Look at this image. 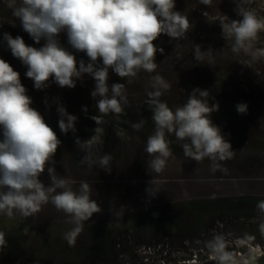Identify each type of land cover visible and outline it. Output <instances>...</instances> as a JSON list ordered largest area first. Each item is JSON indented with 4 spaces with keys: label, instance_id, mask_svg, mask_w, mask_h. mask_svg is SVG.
Masks as SVG:
<instances>
[{
    "label": "clouds",
    "instance_id": "9594fccd",
    "mask_svg": "<svg viewBox=\"0 0 264 264\" xmlns=\"http://www.w3.org/2000/svg\"><path fill=\"white\" fill-rule=\"evenodd\" d=\"M236 11L242 19L230 20L226 15L217 17L222 27V36L231 41V50L250 57L245 65L264 59V47L254 48L259 34L264 32V16H260L250 5L253 0H235ZM12 15L19 19L24 31L39 43L40 47L29 46L22 36L13 37L4 33V40L12 55L27 66L26 76L31 78L36 89L48 87L50 78L60 87L74 88L76 79L85 73L95 80L91 92L99 98L96 107L99 114L120 115L128 105L124 83L108 84L109 69L131 83L140 71L154 73L157 68V48L154 41L167 34L172 39L186 36L190 21L182 12L175 10L176 0H5ZM211 7L213 0H199ZM208 17V12L203 13ZM66 32L68 43L77 51L89 57L86 64L78 62L76 56L61 46L58 39ZM194 59L198 63L214 66L212 49L202 51L201 45H194ZM102 60V65L97 66ZM151 91L147 92L145 103L152 111L154 131L148 136L144 151L149 155L148 170L161 174L172 157L169 136L182 141L185 157L202 162L205 158L216 171L220 161L232 159L235 151L231 143L222 135L221 129L211 119V114L219 110V103L209 104L208 90L195 88L186 103L175 109L169 107L161 96L169 90V83L160 74L150 77ZM32 98L27 95L21 83L20 73L0 58V126L3 139L0 140V216L12 219L15 215L32 217L44 205L51 203L57 211L69 217L72 227L64 232L63 239L70 247L75 246L77 237L94 213L102 209L92 198V189L87 181H76L60 176L54 167L58 146L61 144L57 133L50 127L43 115L31 107ZM237 111L245 114L247 103H238ZM59 128L65 134L76 131L77 117L68 113L61 104L57 109ZM84 111L87 112V106ZM99 125L97 116L92 117ZM144 120L133 123L134 130H141ZM99 128H96V133ZM119 135V133H117ZM79 148L86 152L81 164L88 167L99 166L111 171V154L93 151L99 141L94 135L88 140H76ZM53 166L49 167V164ZM50 176L48 186L39 179L45 169ZM59 190V191H58ZM151 195L158 190L154 179L146 189ZM259 213L258 231L264 235V200L256 205ZM27 232V229H25ZM7 245L6 234L0 231V250ZM209 259L215 264H256V257L238 258L227 250L220 235L206 241Z\"/></svg>",
    "mask_w": 264,
    "mask_h": 264
},
{
    "label": "rangeland",
    "instance_id": "374dc122",
    "mask_svg": "<svg viewBox=\"0 0 264 264\" xmlns=\"http://www.w3.org/2000/svg\"><path fill=\"white\" fill-rule=\"evenodd\" d=\"M236 7L235 0H213L211 7L199 3V0H176L175 10L186 15L190 25L194 24L204 34L217 30L222 35V27L216 19L221 15H226L230 20L242 19L238 16ZM250 7L258 15L264 16V0H253ZM205 11L208 12V17L203 15ZM4 33H10L13 37L22 36L27 45L37 48L42 47L46 41L41 39L39 43H36L29 33L23 30L19 19L12 15V10L6 6L5 0L0 1V58L9 62L14 70L20 73L21 83L25 86L27 95L32 98L31 107L39 112H49L48 118H53V112L58 113L57 109L61 104L68 113L84 110L85 106L87 109L99 112L96 107L99 98H93L91 95L95 88V80L91 75L85 73L82 79H76L74 88L60 87L54 78H50L48 87L38 90L34 87L33 80L26 76L27 66L12 55L11 49L4 40ZM58 39L61 46L76 56L78 66L80 60L86 64L89 62L86 53L75 50L65 40L68 39L66 32H61ZM155 41L154 44L159 49L160 46ZM170 42L168 45L174 52L173 57L157 59L159 54L157 51L155 57L157 68L154 73L140 71L132 82L128 83L127 78H122L109 69V87L113 83L125 84L129 101L125 108L128 110L135 112L137 108L142 107V100L145 103L147 92L152 90L149 84L150 77L157 73L170 85L169 90L161 96L162 100L173 109L186 103L182 98H178L182 90L187 91L183 79L164 73L163 68L167 67L165 65L169 60H180L179 62L187 60L190 51L194 52L196 44L201 45L202 51H207L211 47H205V45L202 47L199 40L194 41L188 48L175 41ZM231 43L225 39V46L221 49L220 55L216 53L217 49H211L220 67L227 69L235 76V88L233 86L229 88L228 82H226L228 85L222 82V89H226L227 92L222 94L220 99L209 104L219 103V110L211 114V119L221 129L222 135L236 152L232 159L218 162L219 167L216 171H212V162L209 159L205 158L199 163L185 157L181 147L183 142L176 140L174 136H169L173 154L164 171L157 175L149 172L150 157L144 151L147 138L153 133L154 128L147 127L148 129L136 131L135 135H131L116 127H110L104 122L108 118L116 121L120 116L103 115L98 118L101 123L97 125L92 116L82 113L81 118L77 117L75 127L82 128L86 133L87 137L84 140L96 135L99 143L94 145L93 151L99 150L101 154L112 155L111 171L99 166L90 168L86 164H81L80 160L86 152L82 151L76 143L69 141L65 135H57L61 144L53 157L54 167L58 175L76 181L74 188L78 189L81 181L89 182L92 198L97 201L102 210L94 213L89 221L84 223V229L77 237L75 246L72 247L63 239L64 232L72 227L68 223L69 217L62 211H57L51 203L44 205L41 211L32 217L25 218L17 214L9 219L6 216H0V219L23 222L28 228L26 235L19 242L21 250L15 253L18 258L12 263L0 264H76L71 258L77 256L80 243L90 242L91 235L88 228L95 224H100L113 233H119L125 229L128 219L137 212L149 208L156 207L163 213L169 214L190 199L235 195L264 196V59L252 62L251 66L245 65L243 63H247L250 57L242 52L233 53ZM259 47H264V32H261L258 40L254 42V48ZM101 65L102 60L97 66ZM174 93H178L177 97H173ZM242 102L248 105L245 114L239 113L236 108L237 104ZM141 113L145 119L146 114ZM149 125L153 126L154 123ZM97 127L99 131L96 133ZM109 141L113 142L109 144ZM48 166L53 165L50 163ZM39 179L45 186L50 185L47 168ZM153 179L156 188L160 190L154 196L146 191ZM215 235H220L227 250L235 253L238 258L248 259L255 256L257 259L259 255L264 254L261 245L247 243L239 239L230 228L221 226L219 230L209 233L204 240L189 241L172 236L165 238L162 243H152L147 246L141 244L137 249V260L144 264H215L209 259L206 248V241ZM54 241L60 242L54 243ZM44 244L50 245L47 249L48 254L57 258L44 252ZM186 257H192V259L184 260Z\"/></svg>",
    "mask_w": 264,
    "mask_h": 264
},
{
    "label": "trees",
    "instance_id": "16d2710c",
    "mask_svg": "<svg viewBox=\"0 0 264 264\" xmlns=\"http://www.w3.org/2000/svg\"><path fill=\"white\" fill-rule=\"evenodd\" d=\"M65 40L68 41V39ZM171 40L183 45L185 48L191 47L194 41L199 40L202 47L205 45V47L217 49L216 53L219 55L222 53L221 49L225 46V38L219 31L212 30L204 34L198 27L191 24L184 38L172 39L167 34H161L156 39L155 42L160 48L164 49L163 53L158 51L157 59L160 57H173L174 52L171 51L168 45L171 43ZM186 59L181 60V62H179L180 60H169L165 65L167 67L163 68L164 73L167 72L178 76L185 83L187 91L182 90L183 92L181 91L179 95L178 93H174L173 97H177L178 95V98H182L186 102L193 89L200 88L209 91V102H212L220 99L221 95L227 92L226 89H222V82L225 85H228L226 83L228 82L229 88L232 86L235 88V76L227 69H222L217 60L214 66L207 64L206 61L198 63L194 59V52L192 50ZM171 79L175 80L173 77ZM143 102L142 100V107L137 108L135 112L134 110L125 108L124 113L117 115V117L120 116L118 120L115 121L113 118H108L104 122L110 127H116L120 131L131 135L137 133V130H134L131 125L141 120H144L145 123L140 131L147 127L154 128V125H149L153 122L152 111ZM141 112L146 114L145 119L142 117ZM40 113L43 115L45 122L53 128L57 135H65L74 144L77 138L84 140L87 137L80 127H76L75 132L69 130L67 134L63 133L59 128V113H52L53 118L57 120L48 118L49 112L40 111ZM70 113L78 118H81L82 113L92 117L97 116V118L103 117V115L94 109H87V112L81 110ZM2 139L3 130L2 126H0V140ZM111 142L113 141H109V144ZM260 200H264V196L235 195L190 199L184 201L180 208L170 211L169 214H165L159 208L153 207L137 212L132 218L128 219L125 229L119 233H113L103 228L102 225L95 224L91 228H88L91 235L90 242L80 243L78 245L79 251L77 256L71 259H74V263L76 264H144L137 260V249L141 244L147 246L152 243H162L165 238L172 236H176L177 238L182 237L184 240L189 241L204 240L209 233L219 230L221 226L230 228L231 231H234L238 235L239 239L247 243L259 244L264 249V235H261L258 231L259 213L256 208ZM25 229H28L27 224L23 222L0 219V231L6 234L7 240L6 247L0 250V263H12L18 258V255L15 253L21 250L19 242H21L23 236L27 233ZM49 247L50 245H43V250L47 255H49L47 252ZM33 251L38 252L36 250ZM53 257L57 258L56 256ZM186 259L189 260L192 257L184 258V260ZM256 264H264V254L257 257Z\"/></svg>",
    "mask_w": 264,
    "mask_h": 264
}]
</instances>
